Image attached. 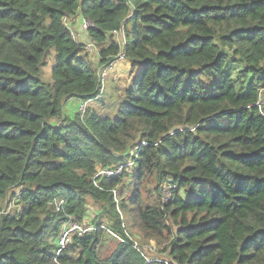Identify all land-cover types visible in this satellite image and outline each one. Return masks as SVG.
<instances>
[{"label": "trees", "instance_id": "trees-1", "mask_svg": "<svg viewBox=\"0 0 264 264\" xmlns=\"http://www.w3.org/2000/svg\"><path fill=\"white\" fill-rule=\"evenodd\" d=\"M75 14L94 25L97 67L63 21ZM120 28L131 75L116 115L90 105L63 115L65 101L98 94ZM231 62L242 64L241 88ZM261 90L264 0H0V211L16 196L20 205L1 215L0 264H57L60 228L87 216L88 197L108 215L95 224L122 241L101 258L96 228L60 264H264ZM135 146L130 173L96 176ZM117 186L131 227L162 244L160 261L124 235Z\"/></svg>", "mask_w": 264, "mask_h": 264}, {"label": "rangeland", "instance_id": "rangeland-1", "mask_svg": "<svg viewBox=\"0 0 264 264\" xmlns=\"http://www.w3.org/2000/svg\"><path fill=\"white\" fill-rule=\"evenodd\" d=\"M75 18L72 19H67L66 24L70 28V32L73 36V38L76 41H81L82 33L80 30L79 26V21H78V16L75 15ZM98 50V49H97ZM87 56V60L92 62V64L97 67L99 57H98V52L94 49L90 53H84ZM228 60L230 57V52H228ZM54 61V50L51 49L50 53L46 59V64L42 67L41 72H40V78L44 82H50L52 81L51 78V65L53 64ZM241 69H242V64L240 62H231L230 64H226L225 70L234 82V84L238 87L241 88L245 84H242L243 76L241 75ZM130 68L128 63L125 61H122L120 63H115L112 66V69L107 71V74L105 76V81H104V86H103V95L97 99L91 100L86 103L84 106V109L81 110V100L79 99H69L65 101L63 104V115L67 116H73L75 112H83L85 111L87 106H92L96 108L99 113H110V116H115L116 115V108L118 102L121 100V97H123V90L127 86V82L130 79ZM246 82V80H245ZM242 84V85H241ZM260 98H261V103L264 105V90H261L260 92ZM98 99H102L99 102L97 101ZM129 162L132 159H127ZM132 163V162H131ZM133 169V165L131 164L130 168L125 170L128 171L127 173H130ZM127 177H124L122 185L127 184ZM169 188L168 186L165 187V190ZM120 187H116V194H115V203L116 207L118 210V214L120 216V219L122 221V227H123V233L126 236V238L132 239L137 241L141 246H144L146 254L148 257H151V254H157L158 256L161 257H166L165 254L160 252V248L162 246H158V240L156 238H145L143 233H140L136 228H132L131 225L128 222V215L124 211L120 210L118 208L119 205V192ZM165 199V197H164ZM7 205V204H6ZM87 216L88 220L91 222L92 225L95 226V223L97 222L96 219H98V215H101L103 217V220L108 219V215L103 214L102 215V210L99 206L96 205V203L91 199L87 198ZM104 224L106 227H109L110 232H107L105 229L102 230V236H101V245L98 248V254L101 258L108 256L116 247L117 243L120 241L118 238L120 234L114 232L113 228L110 227L109 223L105 221ZM58 237V236H57ZM57 239V238H56ZM148 246V247H147ZM154 251L151 252L149 249H153ZM149 248V249H148ZM169 257H167V260Z\"/></svg>", "mask_w": 264, "mask_h": 264}, {"label": "built area", "instance_id": "built-area-1", "mask_svg": "<svg viewBox=\"0 0 264 264\" xmlns=\"http://www.w3.org/2000/svg\"><path fill=\"white\" fill-rule=\"evenodd\" d=\"M75 15H79L78 16V21H79V26H80V30L82 33V37H81V41H77L79 43L82 44L83 46V50L84 53H90L92 52L94 49L97 52V43L92 40L89 39L87 36V30L91 27H94V25L83 15L80 14H75ZM74 15V16H75ZM64 18V23L66 24L67 19H72L74 18ZM67 26V24H66ZM68 27V26H67ZM69 28V27H68ZM70 30V28H69ZM112 35H114L116 41L118 42V44L120 45V51L118 52V54L110 61L108 62V64L104 65V66H100L98 68V77H99V92L98 94L93 98V99H88L85 101H82L81 104V110L84 109V106L86 105L87 102L97 99L101 96L102 91H103V86H104V81H105V76L107 74V71L112 69V66L115 63H120L122 61L125 60V51L123 49V45H124V32H123V28L120 29H115L112 31ZM255 105L258 106L260 114L262 116H264V105H262L261 103V98L259 97L257 102L255 103ZM144 143V142H143ZM136 152H137V148L136 146L134 148H132L131 150H129L128 152H126L127 155H125V161L122 162L121 164L117 165L116 168L114 167H102L98 170V172L96 173V176H101V175H105V176H113L116 174H121L122 171L127 170L130 168L131 164H134V158L136 156ZM127 159H132L130 162ZM132 162V163H131ZM113 195L115 197L116 194V188L112 189ZM19 200V197L16 196L14 198H12L11 202L8 203L1 211H0V218L1 215H6L12 211L15 210V212L20 210V205L16 204V201ZM88 216L83 217L81 220H76L73 219L72 217H70L68 220H66L59 231L58 237L56 239V249H55V262H57V264H60L58 261V257L61 256L63 254V251L65 250V248L67 247V245L69 243H71L72 239L75 236H82L88 232H91L93 230H95L96 228H101V229H105L107 232H110L109 227H106L104 224H99V225H92L91 222L87 219ZM114 230V229H113ZM114 232L116 233V231L114 230ZM120 241H122V238L119 236L118 238ZM132 242V246L139 250L142 253V249L145 250L144 246H141V244H139L137 241L130 239ZM149 249V248H148ZM151 252L154 251V247L153 249H149ZM143 257L145 258V260L147 262H151V261H160V257H156L153 256L151 254V257H148L146 254V251H143ZM166 263V262H165Z\"/></svg>", "mask_w": 264, "mask_h": 264}, {"label": "bare ground", "instance_id": "bare-ground-1", "mask_svg": "<svg viewBox=\"0 0 264 264\" xmlns=\"http://www.w3.org/2000/svg\"><path fill=\"white\" fill-rule=\"evenodd\" d=\"M109 167H114V168H116L117 166H109Z\"/></svg>", "mask_w": 264, "mask_h": 264}, {"label": "crops", "instance_id": "crops-1", "mask_svg": "<svg viewBox=\"0 0 264 264\" xmlns=\"http://www.w3.org/2000/svg\"><path fill=\"white\" fill-rule=\"evenodd\" d=\"M77 16H79V15H77ZM75 18V17H74ZM72 99H77V98H72ZM79 101H80V99H79Z\"/></svg>", "mask_w": 264, "mask_h": 264}]
</instances>
